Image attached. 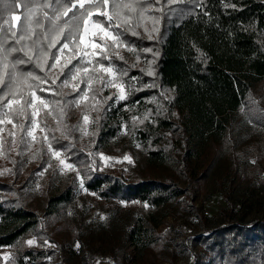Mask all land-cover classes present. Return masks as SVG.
Segmentation results:
<instances>
[{
  "label": "trees",
  "instance_id": "16d2710c",
  "mask_svg": "<svg viewBox=\"0 0 264 264\" xmlns=\"http://www.w3.org/2000/svg\"><path fill=\"white\" fill-rule=\"evenodd\" d=\"M29 2L30 23L22 32L20 25L27 14L24 5ZM113 2L109 0L110 5ZM115 2L133 7L125 8L126 14L122 12L112 21L93 13L94 19L115 34V44L96 55L87 71L74 58L82 20L77 31L71 12L57 19L54 0H0V19L7 21L5 31L0 32V119L10 116L17 130L12 135L15 152L5 135L0 137L5 159L1 163L4 172L0 170V247L29 236H46L44 219L66 210L74 201L76 181L65 177L60 182L55 170L46 167L49 145L68 155L89 191L99 197L135 201L150 210L185 190L170 175L160 179L135 171L125 175L102 165L98 152L115 146L123 127L138 143L136 152L146 162L177 160L178 171L187 176L194 170L187 156L190 147L220 142L237 119L246 118L264 132V107L255 97L256 86L264 82V0ZM48 4L52 6H45ZM52 25L57 26L56 33L47 31ZM65 43L72 58L60 64L56 58ZM121 46L130 47L134 57L126 59L116 53ZM53 64L58 68L55 79L50 75ZM98 64L114 67L116 78L124 84V99L107 88L100 72H94ZM76 80L78 88L70 91ZM32 92L60 100L59 106L50 105L59 128L52 132L53 126H43L47 142L25 137L31 114L24 101H30ZM84 93L77 115L68 118L56 112L65 100L79 99ZM8 100L13 101L10 106ZM84 113L89 116L86 126ZM1 127H5L3 122ZM232 156L235 159L234 151ZM45 172L49 177L35 198L34 182ZM150 214L136 213L127 229L141 248L160 247L166 239L154 231ZM201 239L209 253L195 254L193 264H264V218L228 220ZM44 250L27 247L16 260L45 264Z\"/></svg>",
  "mask_w": 264,
  "mask_h": 264
},
{
  "label": "rangeland",
  "instance_id": "374dc122",
  "mask_svg": "<svg viewBox=\"0 0 264 264\" xmlns=\"http://www.w3.org/2000/svg\"><path fill=\"white\" fill-rule=\"evenodd\" d=\"M122 12L125 13V8L120 10V13ZM93 13H107L106 18L115 16L110 3L107 6L101 3ZM114 38L115 34L109 27L91 16L88 24L82 25L74 58L78 59L82 69L86 68L88 71L96 55L107 51L109 45L113 47ZM66 50L68 47L62 46L58 53L56 61L60 64L72 58ZM118 52L126 59L134 57L130 47L121 46V49H117L116 53ZM100 65L98 64L96 69L92 67L94 72H100L105 82L113 81L107 84V88L115 93L117 98L124 95V84L116 78L114 67L104 66L110 68L109 71H104ZM55 70H58L57 66L50 71L54 79L57 75ZM63 84L64 82L61 88L64 89ZM78 84V80L72 83L70 91L76 90ZM62 91L67 94L65 90ZM85 93L79 99L77 96L65 100L61 108H55L56 112H62L68 118L77 115ZM255 97L264 107V82L256 86ZM30 101L32 106H27V109L31 116L24 131L25 137L32 141L42 138L47 142L48 135L43 126L50 124L53 126L50 127L52 132L59 128L55 123L57 116L50 105L53 103L54 107L57 104L59 106L60 100L42 98L32 92ZM88 118V114L84 113V126ZM237 120L220 142L210 141L197 149L193 145L190 147L187 156L194 170H190L188 176L178 171L175 165L177 160L146 162L145 158L136 152L139 151L138 143L130 139L124 127L118 133L115 146L98 152L102 165L115 169L118 173L127 175L135 171L159 179L170 175L184 188L185 191L171 202L150 210L147 205L142 208L135 201L99 197L89 191L83 185L81 176L73 162L68 159V155L62 149L48 146L46 167L55 170L58 181L62 182L65 177L70 180L73 178L78 184L74 201L66 210L44 219L46 236H29L14 245L1 246L0 264H20L16 257L27 247L44 248L45 264H193L195 254L202 256V253H209L201 237L213 234L216 227L228 220L247 222L253 218H264V132L246 118ZM0 121L5 125L0 128V137L5 135L7 144L10 142V150L15 152L16 142L12 138L17 131L15 122L8 115H4ZM29 132L31 135L27 134ZM233 151L235 159L232 158ZM55 152H59V155H55ZM4 160L0 148L2 172L4 167L1 163ZM48 177V172H45L34 182L32 194L35 198L40 195L41 185ZM50 179L55 181L53 176ZM142 211L151 212L154 231H159L166 238L162 246L150 245L141 248L128 236L127 229L132 217ZM40 239H43L41 243ZM29 240L34 243L29 245ZM203 261L206 263L205 258ZM24 264L32 263L24 260Z\"/></svg>",
  "mask_w": 264,
  "mask_h": 264
},
{
  "label": "snow or ice",
  "instance_id": "6c2138e0",
  "mask_svg": "<svg viewBox=\"0 0 264 264\" xmlns=\"http://www.w3.org/2000/svg\"><path fill=\"white\" fill-rule=\"evenodd\" d=\"M21 2H23V0H21ZM54 3L56 5H58V7L54 8L53 10L57 13V16L56 18L58 19L60 14H63V15H68L69 12L72 13V17L71 19L76 21V23L74 24V28L78 31L81 27L80 25V21L82 20L84 25H87L88 24V21H89V18L93 15V11L95 9H98L101 5V3L104 5V6H107L108 3H109V0H63V3H61V0H54ZM88 4V5H91L92 7H85V5ZM25 12L27 13L26 15H24L23 17V20H24V23H22L20 25V28H21V31L24 32L25 31V26L26 24L30 23V15H31V7H30V2L29 3H25ZM47 7H51L52 5L51 4H48V5H45ZM133 5L131 4H127V3H118V2H113L112 4V9H113V13L115 16H119L121 13H120V10L123 9V8H132ZM77 12H79V15H77ZM103 15H106L107 16V13H101ZM109 21H112L113 17L112 16H108L107 17ZM7 23V21L5 20H2L0 19V32H3L5 31L4 28H3V24ZM37 23H39L37 21ZM110 27H112L113 25L110 24L109 25ZM115 26H118V25H115ZM10 30V29H9ZM57 26L56 25H52L47 31L49 33H56L57 32ZM87 29L85 28V31ZM13 36H15V33H12ZM119 35V34H117ZM24 36L22 35L20 37V39H23ZM45 39H47V37H45ZM19 42V41H17ZM68 47V44L65 43L63 45V48H67ZM12 51H17V49H12ZM40 52L38 51L37 52V55H39ZM105 59H107L108 57L105 56L104 57ZM31 59V58H29ZM27 61L25 60H17L16 63H26ZM52 67H55V64H53ZM100 67L104 70V71H109L110 68H105L103 65H100ZM73 79H75V77L73 76ZM67 83V81H65V84ZM109 83H113V81H106L105 82V85L109 84ZM125 97L123 95H121L119 97V99H124ZM6 99V97H5ZM13 103L12 100H8V104L7 106H10L11 104ZM25 104H27L29 107H31V101H27L25 100L24 101ZM85 119H87L85 117ZM3 121H0V123H2ZM11 122V121H9ZM28 135H31V133H27ZM49 147H51L49 145ZM55 155H59V152H55ZM125 159H128V157H125ZM61 163H63V161H61ZM69 167L71 168L72 166L69 165ZM5 171H8V170H5ZM27 243L29 245H32L34 243L33 240H29L27 241ZM77 247H79V244H77Z\"/></svg>",
  "mask_w": 264,
  "mask_h": 264
}]
</instances>
